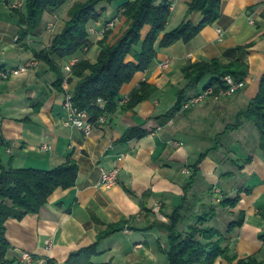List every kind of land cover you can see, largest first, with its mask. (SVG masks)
<instances>
[{"label":"crops","instance_id":"obj_1","mask_svg":"<svg viewBox=\"0 0 264 264\" xmlns=\"http://www.w3.org/2000/svg\"><path fill=\"white\" fill-rule=\"evenodd\" d=\"M77 1L81 0H70L60 10L47 11L40 30L21 41V15L27 0H0V68L38 62L36 68L25 74L0 80L2 160L16 168L51 170L72 159L79 167L75 187L58 189L40 213L8 221L11 249L7 258L18 264H66L74 252L94 245L110 225L128 222L123 231L100 242L101 255L95 261L169 264L160 249L161 245L167 246L168 234L147 228L156 220L169 222L161 208L171 212L183 202L190 166L216 146L220 141L217 134L234 124L235 115L258 96L264 76V0H224L220 18L192 41L159 48L153 66L138 73L123 88L118 109L88 136L64 125V87L58 89L55 73L33 53L51 48L54 38L65 29L68 12ZM125 2L101 4L102 17L89 24L93 40L90 49L73 59L54 57L65 74V67L73 61H97L99 41L106 31L112 32L110 41L114 44L128 29L122 15ZM191 2L173 0L168 31L186 20L195 25L202 23V13L189 14ZM16 4L23 8H13ZM252 43L248 52L240 51ZM240 58L249 65L243 90L219 101L208 99L164 121L163 116L178 102L179 90L188 86L184 68L214 59L228 63ZM143 82L157 86L158 91L135 110L124 109L132 92ZM208 83L209 80L203 81L190 90L189 96L202 92ZM77 85L78 80L70 82L69 91L74 94ZM135 128L144 134L126 141V135ZM222 141L200 164V176L189 197L192 201L199 198L202 204L210 203L214 187L218 217L209 225L226 235L231 256L263 259L264 246L259 239L264 233V156L260 132L253 123L246 122ZM174 142L181 145L175 146ZM249 157L252 161L247 163ZM115 168L120 169L118 183L110 188L102 186L104 172ZM227 196H240L241 203L236 208L222 209L218 202ZM241 213L245 214L244 225L229 234L230 224ZM24 254H29L31 261ZM216 264L229 263L219 259Z\"/></svg>","mask_w":264,"mask_h":264},{"label":"trees","instance_id":"obj_2","mask_svg":"<svg viewBox=\"0 0 264 264\" xmlns=\"http://www.w3.org/2000/svg\"><path fill=\"white\" fill-rule=\"evenodd\" d=\"M70 0H27L25 12L21 15L20 40L35 35L41 28L47 11H57ZM117 0H85L78 1L69 10V20L62 33L58 34L51 48L42 52L33 51L34 57L46 63L57 77L56 86L63 89L66 77L63 69L54 57L63 60L73 59L93 45L89 24L98 21L102 14L99 7L103 3L113 4ZM224 0H192L189 4V14L202 13L204 19L195 25L184 21L172 31H168L173 0H132L125 2L122 15L127 19L128 29L118 38L116 43L110 41L112 32L106 31L99 41L100 55L96 62L82 59L72 69L69 82L78 80L74 93V103L80 110H87L96 123L105 113H114L122 100L123 88L130 84L138 73L148 71L158 56L159 48H168L179 41L190 42L204 28L213 25L221 16ZM149 29L145 35V31ZM253 43L241 47L240 51L248 52ZM188 86L179 90L176 106L165 116V122L175 117L177 113L189 111L185 104L192 96L189 92L199 84L209 80L207 86L217 89L226 88L225 78L232 76L236 81L246 80L249 76V65L245 59L225 63L219 59L210 62L190 64L183 69ZM158 91L157 86L147 82L132 92L124 106L126 110L135 108L150 99ZM194 97V96H193ZM101 102L105 107H101ZM246 122L253 123L261 136L260 148L264 156V76L258 96L235 115L234 124L226 127L223 133H218L217 144L222 145V139L228 133L240 130ZM143 131L135 128L129 131L125 140L129 141L142 136ZM209 149L199 160L190 166V180L184 188L183 202L174 207L171 212L163 206L161 213L169 219L168 223L156 220L147 229H161L168 234L167 246H160L167 256L169 264H216L219 259L229 264H264V258L248 256L243 259L231 256L228 238L216 227L209 225L218 217V205L215 188H211L213 201L202 204V200L189 197L190 191L200 176V164L208 154L218 146ZM252 158L247 159L250 163ZM243 169V166H239ZM79 174L78 164L69 159L62 165L51 169L16 168L12 163L5 164L0 151V264H15L16 261L7 258L11 242L7 237V223L10 219H23L29 214H37L45 207L51 196L60 188L70 189L76 186ZM233 176V173L230 174ZM250 191V190H248ZM222 209L236 208L241 203L240 196H229L220 200ZM200 207L202 211H196ZM264 217V211L261 212ZM245 223V214L241 213L238 220L230 224L228 233H233ZM128 222L112 224L99 235L98 241L87 248L74 252L66 264H99L95 261L101 255L100 242L118 232L123 231ZM264 246V233L259 237ZM113 264V263H102Z\"/></svg>","mask_w":264,"mask_h":264},{"label":"built area","instance_id":"obj_3","mask_svg":"<svg viewBox=\"0 0 264 264\" xmlns=\"http://www.w3.org/2000/svg\"><path fill=\"white\" fill-rule=\"evenodd\" d=\"M13 8L21 9L23 8L22 4L13 5ZM254 23V21H252ZM77 61L71 62L69 65L65 67V72H67L66 77L63 82L64 87V108L66 111V117L64 120V125L71 128H77L81 130L85 135H90L92 131L97 127L98 124H104L107 122V118L109 113H105L98 122H94L92 120L91 115L87 110H80L74 103V94L69 91V80L72 75V69ZM38 63L36 61H32L26 65H22L15 68H0V80H10L14 77L20 76L29 72L32 68H36ZM169 66L168 63L164 64V67L167 68ZM226 88L217 89L215 86H207L204 88L202 92L192 97L185 104V109L192 108L197 106L200 103L207 101L208 99H213L215 101H219L226 97H231L246 87V80L236 81L232 76H227L225 78ZM101 107L104 108L105 104L101 102ZM175 146H180L181 144L178 142H174ZM120 176V169L115 168L111 171L104 172L101 185L105 187H113L118 183ZM24 258L26 260L31 261V257L29 254H24Z\"/></svg>","mask_w":264,"mask_h":264},{"label":"rangeland","instance_id":"obj_4","mask_svg":"<svg viewBox=\"0 0 264 264\" xmlns=\"http://www.w3.org/2000/svg\"><path fill=\"white\" fill-rule=\"evenodd\" d=\"M81 1H85V0H81ZM125 1H127V0H117V1L114 2L113 4H114V5H122ZM77 2H78V1H77ZM73 6H74V5H73ZM73 6H72V7H73ZM72 7H71V8H72ZM122 13H123V12H122ZM68 17H69V16H68ZM68 20H69V18H68ZM68 20H67V22H68ZM67 22H66V24H67ZM36 62H37V61H36ZM37 63H38V62H37ZM10 80H11V79H10ZM202 86H203V85H201L199 88L202 89ZM200 104H202V103H200ZM200 104H198V105H200ZM198 105H197V106H198ZM194 107H196V106H194ZM192 108H193V107H192Z\"/></svg>","mask_w":264,"mask_h":264},{"label":"water","instance_id":"obj_5","mask_svg":"<svg viewBox=\"0 0 264 264\" xmlns=\"http://www.w3.org/2000/svg\"><path fill=\"white\" fill-rule=\"evenodd\" d=\"M15 264H18V262H16Z\"/></svg>","mask_w":264,"mask_h":264}]
</instances>
